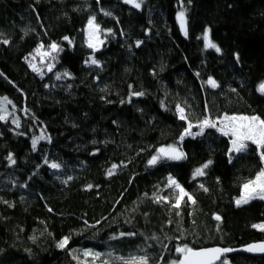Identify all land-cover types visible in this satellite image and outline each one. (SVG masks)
Instances as JSON below:
<instances>
[{
  "label": "trees",
  "instance_id": "16d2710c",
  "mask_svg": "<svg viewBox=\"0 0 264 264\" xmlns=\"http://www.w3.org/2000/svg\"><path fill=\"white\" fill-rule=\"evenodd\" d=\"M141 5L0 0V97L21 115L18 127L0 120V264H126L139 257L172 264L184 246L264 243V231L254 227L264 224V200L236 204L243 185L263 170L257 147L231 154V137L219 124L180 140L188 121L195 125L205 116L264 119V0ZM182 6L188 37L177 20ZM93 16L110 31L95 53L85 36ZM207 29L220 53L205 48ZM41 45L49 52L45 63L36 59ZM209 78L219 87L208 85ZM139 92L144 95H133ZM178 106L188 121L179 118ZM40 132L46 139L34 149ZM169 146L186 158L148 163ZM209 160L205 174L194 176ZM169 176L195 204L173 206ZM64 238L69 242L61 248ZM226 262L264 264V255L241 251L220 264Z\"/></svg>",
  "mask_w": 264,
  "mask_h": 264
},
{
  "label": "snow or ice",
  "instance_id": "6c2138e0",
  "mask_svg": "<svg viewBox=\"0 0 264 264\" xmlns=\"http://www.w3.org/2000/svg\"><path fill=\"white\" fill-rule=\"evenodd\" d=\"M126 4H131L135 8H140L141 3L137 2V0H124ZM181 3L183 5V0H181ZM109 13H105V15H108ZM177 20L180 23V28L183 31L184 35H188V29H187V18H186V11L183 9L179 12L177 16ZM88 34H89V42L88 46L90 48H97L102 41L99 40V32L100 28L99 25L95 22V17L93 16L88 21ZM211 29H207L205 31V34L203 36V40L205 42V48L207 49H214L217 53L221 52L220 47L213 42L210 36ZM65 39H68L65 37ZM5 44L8 43L7 40L3 41ZM141 42H137V47L139 46ZM52 51L58 50V45L52 44L51 46ZM43 48V45H41L40 48L37 49L38 55H48V53H42L41 49ZM237 60H239V57H236ZM91 64L98 65L99 62L96 59H91ZM33 71H38L36 66L33 64L31 65ZM49 71H51V67H49ZM65 76L68 75L67 72L64 73ZM57 79H60V75L56 76ZM206 83L210 85L212 88H217L219 85L215 80L212 78H209ZM235 91V89H233ZM259 91L264 94V83H261L259 85ZM133 95L136 96H143V92L139 93H133ZM7 100V98H4ZM10 103V101H9ZM0 111H3L2 108H0ZM177 111L179 113V118L181 120L188 121V116L185 114V110L182 107L177 108ZM5 119L3 115H0V120ZM17 126H19L18 121H16ZM217 124L221 125V128L219 129L222 131V133L226 136L231 135L233 137L231 144H232V151L233 152H241L246 149L247 145L245 141H251L253 144H256L260 148H264V119H261L259 116L252 115V116H229L227 114H224L221 118H217V120H212L210 117L205 116L202 120L198 121L195 125L191 121H188V126L184 130L183 134L180 137V140L183 141L185 136L189 135H200L202 134L204 128H216ZM197 127L200 129V132L193 134L191 129L193 127ZM45 137L41 135L37 139H33L32 146L35 149L36 144L39 139H44ZM50 141V138H49ZM185 154L176 146H169L167 148H160L158 150V153L151 157V159L148 161L150 165H156L157 163L161 162L162 160H181L185 159ZM8 159L11 161V163H15V160L9 156ZM261 159L264 160V152H261ZM45 163L49 164V167L52 169L59 170L61 168V164L56 162H51L47 159H45ZM212 163L211 160H209L207 163H205L201 168H197L194 172V176H203L205 174L204 170L209 167V165ZM117 166L113 165V169H115ZM114 171L110 170L109 175H113ZM71 179V177H69ZM168 183L169 186H174L178 190L177 197L175 199V202L173 206L175 208H179L181 205V202L184 200L185 197H187L188 201H190L192 204H195L196 201L192 198L191 195H189L181 186L176 182V180L169 176L168 177ZM204 186L201 185V188ZM244 195L241 196L239 200L236 201L237 206L241 204H247L251 199H261L264 200V170H261L259 174L256 176L254 180L247 181L244 185ZM204 191H207L206 188H204ZM164 199V197L157 198V202L159 200ZM216 220H220V216L215 217ZM254 227L259 228L261 231H264V225H254ZM121 236L126 235L124 233L120 234ZM127 235H135L134 233H129ZM116 237H113L115 239ZM68 238H64L60 243L59 247L63 248L68 244ZM248 251H262L264 252V244L259 245H252L248 249ZM177 251L180 252L183 255V259L179 261V264H215V261L219 260L221 255L225 252L232 251V249H220V248H213V249H205L202 251H194L193 249L184 246L177 248ZM85 256H96L98 257L99 253H92V252H85ZM126 264H148V260L146 257H139V258H133L131 261L126 262Z\"/></svg>",
  "mask_w": 264,
  "mask_h": 264
},
{
  "label": "rangeland",
  "instance_id": "374dc122",
  "mask_svg": "<svg viewBox=\"0 0 264 264\" xmlns=\"http://www.w3.org/2000/svg\"><path fill=\"white\" fill-rule=\"evenodd\" d=\"M143 0H137V2H142ZM131 5V4H130ZM142 6V5H141ZM141 8V7H140ZM92 18V17H91ZM90 18V19H91ZM95 22H96V20H95ZM97 24V23H96ZM100 28V27H99ZM179 28H180V23H179ZM187 29H188V25H187ZM180 31H181V33L183 34V36H185L184 35V33H183V31L181 30V28H180ZM88 32H89V30H88V23H87V25H86V27H85V36H86V41H87V44H88V42H89V34H88ZM110 34V31L109 30H102L101 28H100V32H99V40L100 41H102V43H100L99 45H98V47L97 48H90L94 53L95 52H97V51H99L102 47H103V45H104V42H105V39H106V37L108 36ZM205 34V33H204ZM204 34L202 35V39H203V36H204ZM189 36V32H188V35L187 36H185V37H188ZM210 36H211V34H210ZM211 39H212V37H211ZM213 40V39H212ZM204 41V40H203ZM213 42H214V40H213ZM214 43H216V42H214ZM217 44V43H216ZM204 45H205V42H204ZM218 45V44H217ZM219 46V45H218ZM210 50H214V49H210ZM51 51H52V49H51ZM215 51V50H214ZM41 52L42 53H48L49 54V52L48 51H42L41 50ZM52 52H56V51H52ZM47 55H38L37 54V56H36V59H38V60H40V62L41 63H45V62H47V58H45ZM51 62L49 61L47 64H46V66H45V68L47 69V70H49V67H51V69H52V67H53V63H51ZM5 97H0V108H2L3 109V111H0V115H3L4 117H5V119H3L2 121H10L12 124H13V126H16V127H18L17 126V123H16V121H18V123H19V125H20V123H21V115H20V113H19V111H18V109L14 106V104L7 98V100H5L4 99ZM9 101H10V103H9ZM229 116H233V115H229ZM235 116H246V115H235ZM219 127L221 128V125H219ZM41 135H43L45 138L44 139H39L38 141H40V140H45L46 139V135H45V133L44 132H40L37 136H35L34 137V139H37L38 137H40ZM230 137H231V141H232V139H233V137L231 136V135H229ZM38 143V142H37ZM245 143H246V145H247V147H248V145L249 144H253L251 141H245ZM253 145H255L256 147H257V149H258V151H259V154H260V156H261V152H262V148H260V147H258L256 144H253ZM246 147V148H247ZM246 150V149H245ZM244 151V150H243ZM243 151H241V152H243ZM241 152H233L232 151V144H231V154H239V153H241ZM262 160V159H261ZM262 162H263V170H264V160H262ZM254 180V179H253ZM171 188H172V194H173V198H174V200L176 199V197H177V194H178V190L174 187V186H171ZM242 195H244V188L242 189V194H241V196ZM241 196L239 197V198H237L236 199V201L237 200H239L240 198H241ZM187 199V197H185L184 198V200L181 202V204L185 201ZM258 199V198H257ZM253 200H255V199H251L248 203H250L251 201H253ZM247 203V204H248ZM243 205H246V204H241V205H239V206H243ZM264 225V224H263ZM180 256H181V258L183 257V255L180 253ZM179 261H181V260H179ZM179 261H175V262H173L172 264H179ZM225 264H229L228 262H226Z\"/></svg>",
  "mask_w": 264,
  "mask_h": 264
},
{
  "label": "water",
  "instance_id": "95a60500",
  "mask_svg": "<svg viewBox=\"0 0 264 264\" xmlns=\"http://www.w3.org/2000/svg\"><path fill=\"white\" fill-rule=\"evenodd\" d=\"M259 244H264V243H252L244 248H241V249H232V251H229V252H225L221 255L220 259L215 261V264H220L225 258H228L232 255H235L237 254L238 252H245L247 253L248 255L252 256V257H261L264 255V252L262 251H248L247 249L252 246V245H259ZM213 248H220V249H230V248H224V247H210V248H205V249H213ZM205 249H201V250H194V251H202V250H205ZM183 259V257L181 258V260Z\"/></svg>",
  "mask_w": 264,
  "mask_h": 264
}]
</instances>
